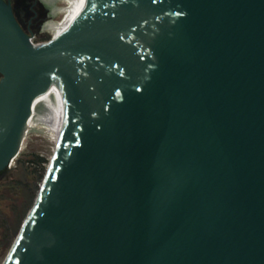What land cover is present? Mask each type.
Returning <instances> with one entry per match:
<instances>
[{
	"label": "water",
	"instance_id": "95a60500",
	"mask_svg": "<svg viewBox=\"0 0 264 264\" xmlns=\"http://www.w3.org/2000/svg\"><path fill=\"white\" fill-rule=\"evenodd\" d=\"M50 88L61 141L4 264H264V0H83L41 44L0 0V172Z\"/></svg>",
	"mask_w": 264,
	"mask_h": 264
},
{
	"label": "rangeland",
	"instance_id": "374dc122",
	"mask_svg": "<svg viewBox=\"0 0 264 264\" xmlns=\"http://www.w3.org/2000/svg\"><path fill=\"white\" fill-rule=\"evenodd\" d=\"M60 4L59 6H64L63 3ZM61 16L62 14L57 13L55 20H60ZM48 19H46L44 27L42 26L44 22L39 27V18L36 16L26 20L28 30L34 33L35 44L47 42L53 37L47 30V23L52 18ZM45 30L47 32H44ZM53 148H55V142L49 137L37 131L31 132L27 136L24 147L17 158H15L14 164H11L10 168L6 169L7 173H5L4 178L9 184L7 195L10 198L6 201L5 206L11 205L10 212H13V220L17 221V231L0 264H3L7 259L37 201L51 163L55 158Z\"/></svg>",
	"mask_w": 264,
	"mask_h": 264
},
{
	"label": "bare ground",
	"instance_id": "6f19581e",
	"mask_svg": "<svg viewBox=\"0 0 264 264\" xmlns=\"http://www.w3.org/2000/svg\"><path fill=\"white\" fill-rule=\"evenodd\" d=\"M44 1L46 2V4H48V7L50 5L53 14V18L47 23V30L48 32L52 33L53 38L60 37L71 27L72 23L75 20L79 6L81 5L83 0ZM60 3H63L64 6H59L61 5ZM57 13L62 14L61 19L58 21L55 20V15ZM64 125L65 109L63 105V99L55 89L50 88L48 91L39 95V98L35 103V106L33 107L32 116L29 119L24 129L23 136L21 138L19 153L27 141V136L31 132L37 131L46 135L55 142V148L53 149L54 154L56 156L61 141ZM15 161L16 159L14 158L11 164H14Z\"/></svg>",
	"mask_w": 264,
	"mask_h": 264
},
{
	"label": "flooded vegetation",
	"instance_id": "af4514ba",
	"mask_svg": "<svg viewBox=\"0 0 264 264\" xmlns=\"http://www.w3.org/2000/svg\"><path fill=\"white\" fill-rule=\"evenodd\" d=\"M12 6L13 13L21 27L31 36H34L32 31H29L26 26V20L32 16L39 18V27H44L47 18H53L52 9L44 0H5ZM56 16V15H55ZM44 32H47L46 30ZM6 170L0 172V262L5 254L6 249L10 246L13 237L17 231V221L13 220V212H10L11 205L5 206L10 196L7 195L9 188L8 182L5 180Z\"/></svg>",
	"mask_w": 264,
	"mask_h": 264
},
{
	"label": "built area",
	"instance_id": "2783aa9c",
	"mask_svg": "<svg viewBox=\"0 0 264 264\" xmlns=\"http://www.w3.org/2000/svg\"><path fill=\"white\" fill-rule=\"evenodd\" d=\"M50 33V32H49ZM52 34V33H51ZM53 36V35H52ZM53 38V37H52ZM35 36H32V41H33V43H35ZM50 41V40H49Z\"/></svg>",
	"mask_w": 264,
	"mask_h": 264
}]
</instances>
